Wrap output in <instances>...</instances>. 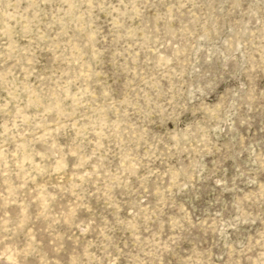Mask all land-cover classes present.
Wrapping results in <instances>:
<instances>
[{"label": "rangeland", "instance_id": "rangeland-1", "mask_svg": "<svg viewBox=\"0 0 264 264\" xmlns=\"http://www.w3.org/2000/svg\"><path fill=\"white\" fill-rule=\"evenodd\" d=\"M0 264H264V0H0Z\"/></svg>", "mask_w": 264, "mask_h": 264}]
</instances>
